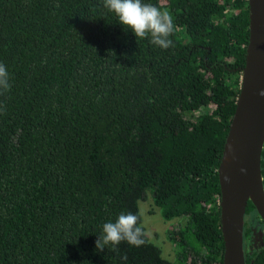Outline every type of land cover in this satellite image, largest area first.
<instances>
[{"label":"trees","instance_id":"1","mask_svg":"<svg viewBox=\"0 0 264 264\" xmlns=\"http://www.w3.org/2000/svg\"><path fill=\"white\" fill-rule=\"evenodd\" d=\"M144 2L171 14L170 48L137 41L102 0H0V264H222L217 168L248 1ZM260 166L264 188V144ZM147 193L178 220L175 260L142 224L141 246L98 251L105 222H141ZM253 218L248 201L244 239ZM244 260L264 264V249Z\"/></svg>","mask_w":264,"mask_h":264},{"label":"water","instance_id":"2","mask_svg":"<svg viewBox=\"0 0 264 264\" xmlns=\"http://www.w3.org/2000/svg\"><path fill=\"white\" fill-rule=\"evenodd\" d=\"M248 1V43L239 93L217 168L222 264H245L243 224L250 201L264 222V0Z\"/></svg>","mask_w":264,"mask_h":264},{"label":"clouds","instance_id":"3","mask_svg":"<svg viewBox=\"0 0 264 264\" xmlns=\"http://www.w3.org/2000/svg\"><path fill=\"white\" fill-rule=\"evenodd\" d=\"M102 7L107 13L114 14L125 29H130L137 41L148 39L150 44L162 49L173 46L170 37L175 25L171 14L161 7L144 0H102ZM10 88L7 68L0 63V95L8 92ZM144 235L140 216L132 212H121L114 222L103 224L95 247L98 251H103L105 247L116 251L121 242L139 247L144 243Z\"/></svg>","mask_w":264,"mask_h":264},{"label":"rangeland","instance_id":"4","mask_svg":"<svg viewBox=\"0 0 264 264\" xmlns=\"http://www.w3.org/2000/svg\"><path fill=\"white\" fill-rule=\"evenodd\" d=\"M165 1L167 0H163V2ZM138 207L141 214V224L149 240L161 249L163 257L174 261L177 255V247L169 236L172 230L175 231L179 227L178 220H164L160 209L154 205L149 193L144 200L139 201Z\"/></svg>","mask_w":264,"mask_h":264},{"label":"flooded vegetation","instance_id":"5","mask_svg":"<svg viewBox=\"0 0 264 264\" xmlns=\"http://www.w3.org/2000/svg\"><path fill=\"white\" fill-rule=\"evenodd\" d=\"M263 222V221H262ZM253 218L250 224L251 232L246 238L243 237V253L247 251L252 254L254 251H260L264 249V222Z\"/></svg>","mask_w":264,"mask_h":264}]
</instances>
